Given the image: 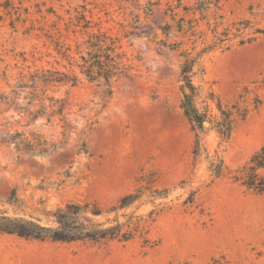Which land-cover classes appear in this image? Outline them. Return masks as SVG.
<instances>
[{"label":"rangeland","instance_id":"1","mask_svg":"<svg viewBox=\"0 0 264 264\" xmlns=\"http://www.w3.org/2000/svg\"><path fill=\"white\" fill-rule=\"evenodd\" d=\"M10 1L9 13L0 6V128L29 139L41 134L56 147L42 155L16 152L3 135L0 211L54 226L51 213L67 202L106 209L150 180L167 192L153 198L145 189L120 211L146 217L156 209L145 237L94 244L0 234V264H264V192L232 179L264 145V33L255 31L264 30V0H209L203 16L178 9L174 17L166 8L176 0ZM80 4L102 29L122 37L131 76L114 82L110 96L81 75L75 85H43L71 104L74 125L62 135L60 117L49 109L35 114L39 96L17 85L30 84L36 70L64 71L66 62L55 61L39 31L24 29L41 19L36 5L67 21ZM165 24L167 35L159 29ZM160 40L181 44L173 50ZM213 42L188 74L191 93L179 51ZM183 92L191 93L201 124L184 114ZM259 172L264 177V168Z\"/></svg>","mask_w":264,"mask_h":264},{"label":"trees","instance_id":"2","mask_svg":"<svg viewBox=\"0 0 264 264\" xmlns=\"http://www.w3.org/2000/svg\"><path fill=\"white\" fill-rule=\"evenodd\" d=\"M209 0H198L193 6L182 5L180 0L175 4H169L166 11L174 17L178 9L186 12L198 11L203 16L208 7ZM1 8L6 13L13 6L10 0H4L0 3ZM18 9V8H16ZM85 4H80L74 9V15L64 21L63 17L52 8H47L43 13L39 5H36L35 13H39L40 20L38 25L31 23L25 27L24 31H39L42 37L55 52V61L66 62L64 71L61 70H36L30 75V84L23 79L18 81L17 87L20 90L31 88L32 93L40 99L39 109L35 114L46 113L49 109V116L57 114L63 121L61 134L65 135L68 129L73 125L68 119L70 114V103L67 99L57 98L45 93L42 89L46 84H69L75 85L79 80V75L90 82H97L105 86L104 93L110 96L113 91V83L122 77H130L131 64L126 51L123 48L122 37L118 34L110 33L99 26V21H94L91 16L86 15ZM24 13H29L27 8H23ZM53 15L54 20L47 23L46 15ZM19 17V14H18ZM27 18H20L25 22ZM178 30L183 26L180 22L184 21L181 17L178 19ZM182 20V21H180ZM189 23V21H187ZM62 23V24H60ZM247 24L245 22H239ZM62 25V26H61ZM194 27L192 24L189 26ZM164 35L170 30V25L165 24L159 27ZM193 31V29H192ZM257 33H264V30L257 29ZM126 35L124 34L123 37ZM160 43L177 50L181 42H163ZM218 42L206 44L199 50L195 46L180 49L179 55L182 58L180 65V75L185 84L192 93V82L188 75L198 64L201 55L213 49ZM75 69L77 71H75ZM40 91V92H39ZM191 93L183 92L184 114L188 119L197 124H201L202 115H200L193 106ZM35 116V115H33ZM6 137L7 142L13 145L16 152H25L33 154H46L56 147L54 142L43 138L41 134L33 133L32 138H27L22 131L15 130L11 132L8 129L0 128V141ZM197 144V143H196ZM197 147V146H196ZM264 168V145L255 151L242 167V175H232V179L244 186L247 190L261 194L264 192V177L259 170ZM141 181V178H140ZM145 185H138L132 191L122 195L118 200L108 208L102 209L96 202H67L62 207L56 208L52 213L54 226L43 225L37 221L23 217L10 216L0 211V234L16 235L24 239H34L39 241H51L60 243L71 242H91L102 244L111 241L128 242L136 236L145 237L148 231V221L153 222L156 209H151L146 217L144 215H135L133 213H120L129 206L140 201L144 190L148 189L153 198L165 197V189H159L153 185L150 180ZM14 192L10 193L8 199L13 201ZM189 199H192L191 197ZM191 202V200H187ZM154 204L153 201H150ZM160 210V209H159ZM105 217L103 221H97L95 218ZM119 217H124L121 221Z\"/></svg>","mask_w":264,"mask_h":264},{"label":"water","instance_id":"3","mask_svg":"<svg viewBox=\"0 0 264 264\" xmlns=\"http://www.w3.org/2000/svg\"><path fill=\"white\" fill-rule=\"evenodd\" d=\"M203 124L205 125V124H207V122H206V121H204V122H203Z\"/></svg>","mask_w":264,"mask_h":264}]
</instances>
